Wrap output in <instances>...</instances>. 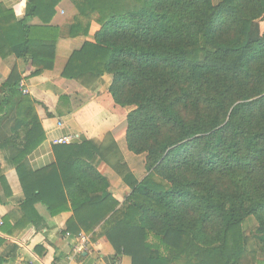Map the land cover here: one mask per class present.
<instances>
[{"label": "trees", "instance_id": "1", "mask_svg": "<svg viewBox=\"0 0 264 264\" xmlns=\"http://www.w3.org/2000/svg\"><path fill=\"white\" fill-rule=\"evenodd\" d=\"M61 1L27 0L22 20L0 2L10 69L0 126L7 107L17 109L22 209H70L68 231L101 226L132 264H264V0H71L72 36L88 35L93 15L101 27L64 75L92 89L111 74L116 124L100 144H57L56 163L33 170L25 158L45 132L18 61H31V75L54 67ZM97 156L131 189L122 204Z\"/></svg>", "mask_w": 264, "mask_h": 264}, {"label": "crops", "instance_id": "2", "mask_svg": "<svg viewBox=\"0 0 264 264\" xmlns=\"http://www.w3.org/2000/svg\"><path fill=\"white\" fill-rule=\"evenodd\" d=\"M213 1L219 3L222 0ZM0 2L13 10L17 19L26 17L27 0ZM76 14L77 8L71 0H63L56 7L51 25L58 26L60 34L52 69L31 75L36 70L31 61H18L21 84H24L19 85L20 90L37 101L36 114L45 132V139L25 158L33 170L47 169L56 163L57 138L74 134V144L87 140L100 144L116 124L113 110L101 104L112 83L111 74L99 77L92 89L84 88L78 79H68L64 75L73 53L81 50L86 42L94 43L95 34L101 27L97 15H93L89 34L72 36L71 26ZM27 21L41 24L38 18ZM9 72V66L0 56V101L7 99L8 94L1 87ZM23 88L28 92L24 93ZM64 95L69 99L66 100ZM17 113V109L9 105L0 126V264H115L117 261L132 264L130 256L118 253L111 242L100 235L101 226L78 233L68 231L72 210L51 215L43 203H37L34 211L28 214L22 209L26 195L11 156L17 152L11 147L13 142L19 147L25 143L24 130L16 135L14 129ZM13 135L16 140L12 139ZM93 163L108 178L109 191L122 204L131 191L129 186L99 156Z\"/></svg>", "mask_w": 264, "mask_h": 264}, {"label": "built area", "instance_id": "3", "mask_svg": "<svg viewBox=\"0 0 264 264\" xmlns=\"http://www.w3.org/2000/svg\"><path fill=\"white\" fill-rule=\"evenodd\" d=\"M20 85L23 86L24 84H21V82H20ZM23 92L27 93L28 91H27V89L23 88ZM59 124L62 125V122ZM75 139H76V136L74 134L65 135V136H61V137L57 138L55 140V144H70V143L74 142ZM67 235H69V234H67ZM115 264H123V263L121 261H117V262H115Z\"/></svg>", "mask_w": 264, "mask_h": 264}, {"label": "rangeland", "instance_id": "4", "mask_svg": "<svg viewBox=\"0 0 264 264\" xmlns=\"http://www.w3.org/2000/svg\"><path fill=\"white\" fill-rule=\"evenodd\" d=\"M262 24H263V26H264V23H262ZM101 104L104 105V106H106V107H110V108H111V106H112V99L110 98V96L106 95V96H104L103 99H101ZM250 222H252V224H253V222H254V227H255V220H252V221H250ZM251 226H252V225H250V227H251ZM251 230H252V229H251ZM247 233H248V234H251V231H250L249 228L247 229ZM252 239H253V238L251 237V243H252ZM253 241H254V239H253ZM256 256L259 257L258 259H261V260L264 261V252H263V251L259 252Z\"/></svg>", "mask_w": 264, "mask_h": 264}]
</instances>
